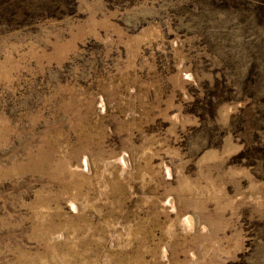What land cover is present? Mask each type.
<instances>
[{
    "label": "rangeland",
    "instance_id": "rangeland-1",
    "mask_svg": "<svg viewBox=\"0 0 264 264\" xmlns=\"http://www.w3.org/2000/svg\"><path fill=\"white\" fill-rule=\"evenodd\" d=\"M0 264H264V0H0Z\"/></svg>",
    "mask_w": 264,
    "mask_h": 264
}]
</instances>
